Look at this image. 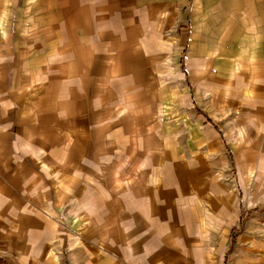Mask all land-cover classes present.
I'll list each match as a JSON object with an SVG mask.
<instances>
[{
  "label": "rangeland",
  "instance_id": "obj_1",
  "mask_svg": "<svg viewBox=\"0 0 264 264\" xmlns=\"http://www.w3.org/2000/svg\"><path fill=\"white\" fill-rule=\"evenodd\" d=\"M66 6V0H0V41L50 38L44 24ZM251 7L257 17H264V0H189L178 12L180 20L172 22L179 23L176 32L181 38H168L167 31L158 38L144 105L101 108L99 126L111 138H100L99 151L92 155L86 148L83 155L94 159L97 171L66 159L44 162V151L37 145L32 155L21 156L27 170L0 171V264H123V256L110 245H122L125 234L109 233L111 223L104 218L115 215L116 201L124 200L131 179L139 174L147 178L149 188L158 187L164 213L180 205L182 220L186 212L193 217L196 253L202 257L196 264H222L239 201L249 227L251 215L264 212V170L255 169L264 164V137L259 136L264 132L226 111V103L236 99L227 89L235 86V77L224 75L223 90L221 85V48L235 58L245 23L254 15ZM5 45L8 49L11 43ZM54 110L59 121L61 109ZM73 137L74 129L68 132V148ZM13 142L12 147L16 137ZM97 153L102 158L96 160ZM83 176V182L97 185L96 203L89 194L96 188L76 193ZM183 204L189 209L182 212ZM98 212L101 218L95 217ZM239 218L234 217L233 225ZM258 237L264 240V232ZM234 259L233 251L226 264H236Z\"/></svg>",
  "mask_w": 264,
  "mask_h": 264
},
{
  "label": "crops",
  "instance_id": "obj_2",
  "mask_svg": "<svg viewBox=\"0 0 264 264\" xmlns=\"http://www.w3.org/2000/svg\"><path fill=\"white\" fill-rule=\"evenodd\" d=\"M66 3L65 8L56 12L54 18L58 17V21L50 15V23L44 24L50 38L5 39L11 43L8 49L5 42L0 41V171L27 170L21 156L32 155L36 145L44 151V162L61 163L66 159L97 171L98 166H93L95 161L88 155L96 149L99 151L96 143L100 138H111L107 131L100 129L101 108L144 105L142 97L147 90V75L154 73L150 67L157 58L159 39L164 38L165 31L169 32L168 38H181L176 32L179 23L173 25L172 22L177 17L180 20L178 12L189 0H66ZM250 10L254 15L245 23L248 27L241 35V43L238 42L235 58L224 55L221 48V85L223 90L225 76L227 79L235 77V86L227 89L233 91L236 99L226 103V111L233 116H243L244 121L253 122L255 130L264 132V17H257L253 7ZM232 61L234 63H230ZM9 75H13L11 79ZM53 107L61 109L59 121ZM72 129L78 137H73L74 143L81 137L85 140L68 148V132ZM135 135L142 137L138 131ZM15 137L17 143L12 147ZM94 142L92 151L90 147ZM22 147L27 151H21ZM86 148L89 154L85 160ZM262 152L264 145L261 149L264 154ZM99 158L102 156L97 153L96 160ZM255 169L264 170V164ZM83 179L84 176L77 181V195L84 187L93 190L97 187ZM131 180L132 188L125 192L124 200L116 201L115 215L110 217L109 213L104 218L111 223L109 233L125 234L124 243L120 245L115 241L110 250L123 256V264L201 262L202 257L196 253L199 248L190 213H183L182 220L180 205L164 213L158 187L149 188L143 174ZM98 193L97 188L89 192L91 202L96 203ZM253 201V197L246 200L248 204ZM183 205L182 212L189 209ZM243 205L239 201V213L232 216L226 235L229 244L222 264L227 263L233 251L236 264H264V240L258 237L264 232V212L251 215L250 227L242 219L240 228ZM100 213L95 217L101 218ZM234 217L235 220L240 217L237 226L233 225ZM181 220L184 223L181 224ZM100 222L92 226L98 227ZM233 228L238 232L234 247L229 251ZM249 229L251 242L247 239L251 235Z\"/></svg>",
  "mask_w": 264,
  "mask_h": 264
},
{
  "label": "trees",
  "instance_id": "obj_3",
  "mask_svg": "<svg viewBox=\"0 0 264 264\" xmlns=\"http://www.w3.org/2000/svg\"><path fill=\"white\" fill-rule=\"evenodd\" d=\"M243 225V220L242 218L240 219L239 221V227L241 228ZM238 232V229L237 228H233L230 232V239H231V244H230V247H229V251L234 247V237L236 235V233Z\"/></svg>",
  "mask_w": 264,
  "mask_h": 264
}]
</instances>
